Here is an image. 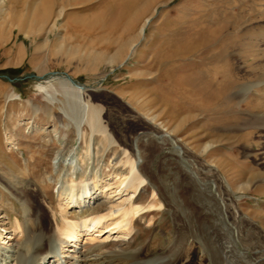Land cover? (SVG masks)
<instances>
[{
  "label": "rangeland",
  "instance_id": "374dc122",
  "mask_svg": "<svg viewBox=\"0 0 264 264\" xmlns=\"http://www.w3.org/2000/svg\"><path fill=\"white\" fill-rule=\"evenodd\" d=\"M46 6L50 8L42 16ZM67 76L85 89V101L101 110L107 131L132 155L137 141L142 149L161 146L156 136L167 132L175 151L179 145L188 154L182 163L175 154L163 155L170 152L149 157L142 150L141 163L153 170L170 202L152 210L149 226L150 215L135 223V239L111 241L107 249L122 253L140 247L153 254L167 246L176 228L208 213L189 167L198 172L197 161L218 159H230L245 175L231 184L237 196L233 205L226 203L231 218L249 222L250 228L241 229L244 236L264 240V133L253 132L249 142L261 146L247 149L240 137L248 130L237 124L216 127V105L197 88L213 77L241 85L264 76V0H0V175L18 176V187L31 193V203L45 211L46 219L52 211L57 216L56 179L62 174L57 154L79 145L76 98L61 84ZM51 94L59 101L52 103ZM246 94L232 102L239 121L252 115L239 101L263 102L252 89ZM214 135H219L218 143L203 152ZM210 148L213 153L205 159ZM114 171L100 168L99 175L106 179ZM219 178H226L220 170ZM147 199L148 192H141L139 203ZM90 212L104 211L95 204ZM21 214L19 200L1 179L0 231L5 229L6 240ZM69 218L80 220L74 214ZM190 245L183 252L189 257L179 264H209L204 249L195 241Z\"/></svg>",
  "mask_w": 264,
  "mask_h": 264
},
{
  "label": "bare ground",
  "instance_id": "6f19581e",
  "mask_svg": "<svg viewBox=\"0 0 264 264\" xmlns=\"http://www.w3.org/2000/svg\"><path fill=\"white\" fill-rule=\"evenodd\" d=\"M49 8V6L42 8V16L47 15ZM134 46L135 44L131 49ZM223 78L217 81L213 77L214 81L210 80L203 85L202 82L197 86L198 90L209 95L216 105L212 112L215 116V126L222 128L243 125L248 130L247 134L240 137L243 141L246 140L245 147L247 149L252 146L260 147V143V145L251 143L249 139L253 132L264 133V96L259 95V93L264 94V76L257 77L254 82L241 85L227 80L225 76ZM61 79V84L69 86L76 98V109H78L74 125L79 145L73 151L69 150L68 153L62 151L57 154V167L62 168L61 177L56 179L57 216L56 212L52 211L51 218L46 219L45 211L31 203V193L25 188L18 187L20 186L18 176L12 172L10 173L12 179L0 175V182L1 179L5 180L9 186V193L19 200L22 213V221L15 218L8 240H6L7 236L3 235L5 229L0 231V264H179L182 258L189 257L183 252L185 249L187 251L186 247L191 246L194 241L199 248L204 249V258L209 264H264V240L257 235V237L244 236V231L241 229L250 228L249 222L238 219L236 223L231 218L229 206L237 199L231 184L235 181L234 185H236L235 183L245 175L235 169L230 159L213 160L211 164L203 162L204 166L202 162L195 161L200 171L194 172L193 167H189L191 172H186L190 174L189 178L194 181V187L203 197L208 209L213 210L212 214L207 209L209 214L200 213L199 217L186 228L184 226L181 229L176 228L178 230L175 234L170 240L167 239L169 240L167 246L161 245L162 248L157 252L154 251L153 254H146L145 248L129 249V244L126 245L129 249L126 250L127 252L117 253L111 247L107 249V243L111 241L125 240L128 237L131 240L135 239L136 234L131 235L135 230V223L143 221L147 215H150L146 220L149 226L153 223L152 210L161 207V203L167 208L170 202L166 189L157 185L153 170L150 166L145 167L141 163L144 154L150 157L156 151L170 152L163 155L170 157L171 154H175L182 163L184 156L188 154H184L179 145H177L179 149L175 151L173 145H176V142L167 132L156 136L159 138L158 141L161 140V146L142 149L137 141L136 154L132 155L126 150V144L122 143V146L107 131L102 123L101 110L85 101V89L75 84L69 76ZM250 89L256 92L258 99H262L263 102L258 101L252 105L245 99L239 101L243 103L244 109L252 113L248 119L239 121L241 119L235 118L233 99L241 95L246 96ZM228 90H233V95L230 97L226 96ZM54 97L52 94L49 97L51 102H58L59 100ZM182 121L184 118L180 120V124ZM175 127L177 128V125ZM149 136L150 134H147L146 137ZM215 136L216 142L205 144L203 152L218 143L219 135ZM212 153L213 150L210 148L203 157L208 159ZM101 161L105 162L100 163ZM24 167L25 170L29 167L27 162H24ZM100 168H110L116 173L105 179L100 176ZM219 170L225 173L224 181L219 178ZM145 184L150 187L147 188ZM237 189L247 191V188ZM256 190L261 188L258 187ZM141 192H148V199L143 205L139 203ZM227 202L229 206H226ZM95 204H98L104 212L91 215L90 211ZM13 206L11 205L12 209ZM70 214H74L80 220H71ZM91 256H94V260L88 261Z\"/></svg>",
  "mask_w": 264,
  "mask_h": 264
}]
</instances>
